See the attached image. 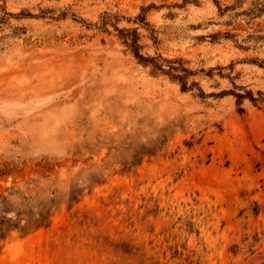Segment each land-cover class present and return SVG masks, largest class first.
<instances>
[{
  "label": "rangeland",
  "instance_id": "obj_1",
  "mask_svg": "<svg viewBox=\"0 0 264 264\" xmlns=\"http://www.w3.org/2000/svg\"><path fill=\"white\" fill-rule=\"evenodd\" d=\"M16 215L0 264H264V0H0Z\"/></svg>",
  "mask_w": 264,
  "mask_h": 264
},
{
  "label": "trees",
  "instance_id": "obj_2",
  "mask_svg": "<svg viewBox=\"0 0 264 264\" xmlns=\"http://www.w3.org/2000/svg\"><path fill=\"white\" fill-rule=\"evenodd\" d=\"M133 46L136 47V42L133 41ZM136 57L138 58V60H140L141 62H146V60L144 58H142L141 56L138 55V53L135 52ZM149 60H151L149 58ZM183 91L186 90V87L183 86ZM237 97L241 98L240 95H237ZM253 101V100H252ZM7 203H6V199L3 200L2 202V207L4 209H6ZM47 223V218H43L42 220H36L33 221L32 223L28 222L26 225L21 226V218L20 215H16L13 218L11 217H1L0 218V242H2L6 236L13 230H25L29 231L30 229H32V227L38 228V227H42Z\"/></svg>",
  "mask_w": 264,
  "mask_h": 264
}]
</instances>
